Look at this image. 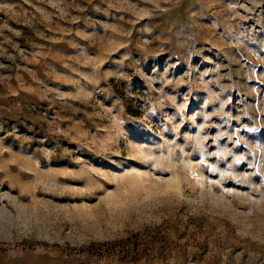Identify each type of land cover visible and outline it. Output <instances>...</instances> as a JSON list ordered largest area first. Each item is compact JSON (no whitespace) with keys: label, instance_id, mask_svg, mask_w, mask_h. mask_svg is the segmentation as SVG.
I'll return each mask as SVG.
<instances>
[{"label":"rangeland","instance_id":"374dc122","mask_svg":"<svg viewBox=\"0 0 264 264\" xmlns=\"http://www.w3.org/2000/svg\"><path fill=\"white\" fill-rule=\"evenodd\" d=\"M0 264H264V0H0Z\"/></svg>","mask_w":264,"mask_h":264}]
</instances>
